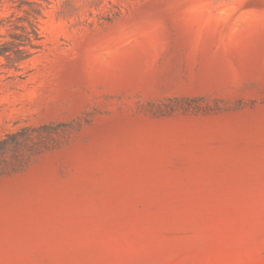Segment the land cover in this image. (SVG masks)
I'll return each mask as SVG.
<instances>
[{
  "label": "rangeland",
  "instance_id": "374dc122",
  "mask_svg": "<svg viewBox=\"0 0 264 264\" xmlns=\"http://www.w3.org/2000/svg\"><path fill=\"white\" fill-rule=\"evenodd\" d=\"M28 1L0 140L55 132L2 152L0 264H264V0Z\"/></svg>",
  "mask_w": 264,
  "mask_h": 264
},
{
  "label": "trees",
  "instance_id": "16d2710c",
  "mask_svg": "<svg viewBox=\"0 0 264 264\" xmlns=\"http://www.w3.org/2000/svg\"><path fill=\"white\" fill-rule=\"evenodd\" d=\"M11 1L16 4L13 7L15 11L6 19L15 18V21H9L12 24L8 37H5L0 43V57L5 60L7 68L19 70L22 63L38 54L43 48L44 37L40 29V19L47 7L38 1ZM18 13H22V15ZM54 130L50 126L38 129L25 127L16 133L8 134L0 140V159L7 146H14L18 149L24 146L37 148L38 151L47 150L50 148L48 140L53 136ZM38 143H40L39 146Z\"/></svg>",
  "mask_w": 264,
  "mask_h": 264
}]
</instances>
